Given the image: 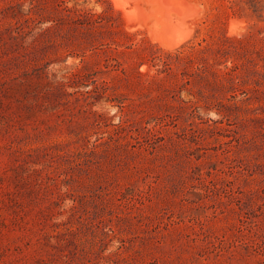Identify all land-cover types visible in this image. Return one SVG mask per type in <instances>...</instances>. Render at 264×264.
Segmentation results:
<instances>
[{
	"label": "rangeland",
	"instance_id": "rangeland-1",
	"mask_svg": "<svg viewBox=\"0 0 264 264\" xmlns=\"http://www.w3.org/2000/svg\"><path fill=\"white\" fill-rule=\"evenodd\" d=\"M165 7L0 0V264H264V0Z\"/></svg>",
	"mask_w": 264,
	"mask_h": 264
},
{
	"label": "bare ground",
	"instance_id": "bare-ground-1",
	"mask_svg": "<svg viewBox=\"0 0 264 264\" xmlns=\"http://www.w3.org/2000/svg\"><path fill=\"white\" fill-rule=\"evenodd\" d=\"M113 1H114V0H113ZM152 1L156 2V7H157V8H158L163 14H164V12H166V11H165V8H166L165 6H167V10H168V6H170L169 8L172 9V8H174V7H181V6H184V5L186 4V2H187V0H152ZM127 3H128V2H127ZM187 7H188V3H187ZM196 8H198V7H196ZM169 10H170V9H169ZM175 10H177V9H175ZM196 10H197V9H196ZM167 12H168V11H167ZM167 12H166V14H164L165 17H166V15H170L169 12H168V13H167ZM190 12H191V9H190ZM162 13L160 14L161 16H163ZM195 14H197V13H195ZM179 15H181V13H180ZM184 15H189V13H187V14L184 13ZM170 16H171V15H170ZM181 16H182V15H181ZM191 16H192V15H191ZM195 16H196V15H195ZM195 16H194V17H195ZM163 17H164V16H163ZM165 17H164V18H165ZM168 17H169V16H167V18H165V20L169 19ZM171 17H173V16H171ZM184 17H185V16H184ZM194 17H193V18H194ZM164 18H162V20H163L162 22H164ZM185 18H186V17H185ZM185 18H184V21H185ZM178 19H179V18H178ZM172 20H173V18H172ZM174 21H175V20H174ZM179 21H181V20L179 19ZM179 21H178V22H179ZM166 22L170 23L169 21H166ZM164 23H165V22H164ZM155 24H156V23H155ZM170 24H171V28H170V30H172V28L174 27V26H173L174 24H173L172 22H171ZM172 24H173V25H172ZM180 26H181V25H180ZM180 26H178V27H180ZM186 26H187V25H186ZM160 27H161V25H160ZM160 27H159V28H160ZM162 28H163V27H161V29H162ZM186 28H187V27H186ZM188 28H189V27H188ZM179 29H180V28H179ZM167 30H168V29H167ZM170 30H169L168 32H170ZM173 30H174V28H173ZM181 30H182V29H181ZM181 30H180V31H181ZM152 31H154V28H153ZM161 31H162V33H164V34H162L164 38L168 36V34L165 33V30H164V29L161 30ZM191 31H192V30H190V29H186V31L184 32V34H183L182 36L177 37V39L172 35L174 41L176 40L174 43H178L179 41L181 42L182 39L184 40L185 37H188V35L190 34ZM175 32H176V31H175ZM177 32H178V31H177ZM154 33L156 34V32H154ZM154 33H153V34H154ZM169 34H171V32H170ZM173 34H175V33H173ZM178 34H179V33H178ZM160 35H161V34H160ZM164 35H165V36H164ZM166 35H167V36H166ZM155 36H156V35H155ZM155 36H154V37H155ZM175 36H177V35H175ZM156 37H158V36H156ZM156 37H155V38L152 37V38L155 39V40L157 39V40H159V41H161V40L164 39V38H162V39H158V38H156ZM161 37H162V36H161ZM168 37H170V35H169ZM168 37H167V40H169ZM165 40H166V39H164L163 41L165 42ZM170 41H171V40H170ZM166 43H167V42H166ZM168 43H170V46H171V42H168ZM178 44H179V43H178ZM178 44H177V45H178ZM167 45H168V44H167ZM172 46L174 47L173 44H172ZM172 46H171V47H172ZM169 48H170V47H169Z\"/></svg>",
	"mask_w": 264,
	"mask_h": 264
},
{
	"label": "trees",
	"instance_id": "trees-1",
	"mask_svg": "<svg viewBox=\"0 0 264 264\" xmlns=\"http://www.w3.org/2000/svg\"><path fill=\"white\" fill-rule=\"evenodd\" d=\"M225 2H228V1H230V0H224ZM232 1V0H231Z\"/></svg>",
	"mask_w": 264,
	"mask_h": 264
}]
</instances>
